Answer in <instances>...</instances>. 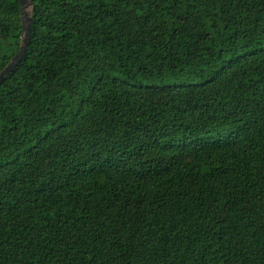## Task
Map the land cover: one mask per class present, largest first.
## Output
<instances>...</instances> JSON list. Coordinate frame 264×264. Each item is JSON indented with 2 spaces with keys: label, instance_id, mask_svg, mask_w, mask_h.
Returning a JSON list of instances; mask_svg holds the SVG:
<instances>
[{
  "label": "trees",
  "instance_id": "obj_1",
  "mask_svg": "<svg viewBox=\"0 0 264 264\" xmlns=\"http://www.w3.org/2000/svg\"><path fill=\"white\" fill-rule=\"evenodd\" d=\"M0 85V264H264V0H33ZM0 0V73L23 35Z\"/></svg>",
  "mask_w": 264,
  "mask_h": 264
},
{
  "label": "water",
  "instance_id": "obj_2",
  "mask_svg": "<svg viewBox=\"0 0 264 264\" xmlns=\"http://www.w3.org/2000/svg\"><path fill=\"white\" fill-rule=\"evenodd\" d=\"M20 1H21L22 18H23L22 21L23 40L18 53L11 60L10 64L0 73V85L5 80L6 75L12 72L14 68L22 61L30 43L29 33L32 29V21H33L32 19L33 0H20Z\"/></svg>",
  "mask_w": 264,
  "mask_h": 264
},
{
  "label": "bare ground",
  "instance_id": "obj_3",
  "mask_svg": "<svg viewBox=\"0 0 264 264\" xmlns=\"http://www.w3.org/2000/svg\"><path fill=\"white\" fill-rule=\"evenodd\" d=\"M29 10V9H28Z\"/></svg>",
  "mask_w": 264,
  "mask_h": 264
}]
</instances>
